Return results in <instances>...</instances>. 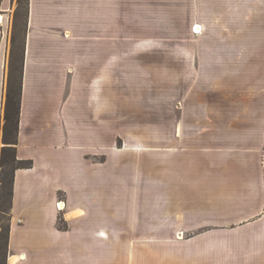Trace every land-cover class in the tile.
<instances>
[{
  "label": "crops",
  "instance_id": "0c3cea01",
  "mask_svg": "<svg viewBox=\"0 0 264 264\" xmlns=\"http://www.w3.org/2000/svg\"><path fill=\"white\" fill-rule=\"evenodd\" d=\"M110 3L29 0L16 156L32 165L13 172L6 264H97L95 243L112 240L116 226L118 241L136 247L134 264H264V0H229L228 15L224 4L213 14L221 42L213 67L225 68L217 81L230 84L228 117L214 121L213 140L234 143L214 148V159L198 147L196 164L175 149L178 180L164 188L201 201L141 202L139 192L129 208L124 198L109 202ZM12 8L0 0V149ZM229 179L236 203L211 201ZM250 179L256 188L241 204L239 181Z\"/></svg>",
  "mask_w": 264,
  "mask_h": 264
},
{
  "label": "rangeland",
  "instance_id": "374dc122",
  "mask_svg": "<svg viewBox=\"0 0 264 264\" xmlns=\"http://www.w3.org/2000/svg\"><path fill=\"white\" fill-rule=\"evenodd\" d=\"M214 3L215 0H125L123 8L121 2L111 0L109 202L124 198L126 203L120 205L133 207L139 192L141 202L201 201L196 199L197 194L186 192L181 199L166 194L165 186L172 183L175 186L178 180V165L172 161L175 149H185L196 164L198 147L206 148L203 152L213 156L214 152L219 154L214 148L224 152L234 143L213 140L214 121L228 117L230 109V84L217 81L225 68L213 67L214 48L221 43L215 36L213 14L215 9L220 12L224 4L228 15L230 3L216 0V8ZM16 6L13 0L7 64ZM20 30L19 22L18 42ZM94 158L101 159L96 154ZM192 175L197 176L196 167ZM155 177L157 184L153 182ZM239 182L242 190L239 194H243L241 204H245L247 194H251L249 190H255L256 186L252 179ZM155 186L156 195L153 190L150 192ZM237 186L229 179L216 194L209 192L211 201L216 198L221 204L236 203ZM252 199L250 195L249 200ZM229 213L222 211L221 217ZM57 222L62 226L59 228H67L63 218ZM118 229L116 226L111 231L112 240L95 243V254L101 252L97 254L100 256L97 264H134L136 247L130 240L118 241L121 239ZM190 231H187L188 236L193 234ZM142 247L159 253L164 250L154 245L143 244ZM143 248L141 250H146ZM177 260L174 259L175 264ZM142 261L147 260L142 258Z\"/></svg>",
  "mask_w": 264,
  "mask_h": 264
},
{
  "label": "trees",
  "instance_id": "16d2710c",
  "mask_svg": "<svg viewBox=\"0 0 264 264\" xmlns=\"http://www.w3.org/2000/svg\"><path fill=\"white\" fill-rule=\"evenodd\" d=\"M16 2L4 102L1 135L3 144L0 149V264H6L8 254L13 172L17 168H28L32 165L31 160H21L16 156L24 53L23 43L27 26L29 0H16ZM19 22L21 23V30L20 41L18 42ZM58 227L62 226L59 225Z\"/></svg>",
  "mask_w": 264,
  "mask_h": 264
}]
</instances>
